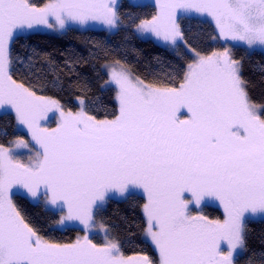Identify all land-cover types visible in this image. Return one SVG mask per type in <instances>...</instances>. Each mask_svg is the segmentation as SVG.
<instances>
[{"label":"snow or ice","instance_id":"snow-or-ice-1","mask_svg":"<svg viewBox=\"0 0 264 264\" xmlns=\"http://www.w3.org/2000/svg\"><path fill=\"white\" fill-rule=\"evenodd\" d=\"M154 7L133 30L174 51L184 46L191 58L169 83H157L106 56L104 87L116 108L98 116L85 96L73 111L17 79L12 44L40 26L119 29L117 0H0V112L14 113L27 137L0 143V264H240L248 251L247 220L264 217V104L252 99L232 46L264 49V0H154ZM195 17L210 21L225 46L190 45L184 21ZM49 113L55 127L43 123ZM137 192L155 260L126 255L98 219L112 194ZM22 198L43 202L58 213L56 225H79L82 234H43ZM210 202L223 219L203 214ZM253 255L264 264V248ZM247 264L256 260L250 255Z\"/></svg>","mask_w":264,"mask_h":264},{"label":"trees","instance_id":"trees-1","mask_svg":"<svg viewBox=\"0 0 264 264\" xmlns=\"http://www.w3.org/2000/svg\"><path fill=\"white\" fill-rule=\"evenodd\" d=\"M41 4L44 0H33ZM128 0H118V10L124 19V26L112 34L103 30L68 29L59 35L32 33L16 36L12 44L15 59V77L33 85L38 94L58 99L65 108L78 110V96H85L89 110L98 116L115 111L114 93L104 87L106 79L103 65L106 56H116L126 61L142 78L149 82L169 83V73L184 65L191 57L182 48L171 52L154 41L140 38L133 30L139 17L155 12L154 5L134 6ZM188 43L197 50L211 51L222 48L214 26L200 18L184 21ZM216 37V38H214ZM33 50L40 56H34ZM234 56L242 61V75L249 82V93L257 104H264V52L233 48ZM66 62H71L66 66ZM19 135H25L17 128L15 117L9 113L0 114V143H7ZM20 207L29 219L41 228L42 233L59 240L75 239L78 229L57 228L58 213L47 209L42 203L27 198L18 199ZM143 196L134 194L124 200L111 199L98 211L112 236L117 237L126 255L144 253L158 259L154 246L147 240L143 228ZM203 214L210 218L223 219L220 206L207 204ZM97 242L102 238L95 236ZM248 251L240 257V264H247L252 256L256 264L259 257L253 254L264 248V219L247 220Z\"/></svg>","mask_w":264,"mask_h":264},{"label":"rangeland","instance_id":"rangeland-1","mask_svg":"<svg viewBox=\"0 0 264 264\" xmlns=\"http://www.w3.org/2000/svg\"><path fill=\"white\" fill-rule=\"evenodd\" d=\"M129 2H131V3H133V4H151V5H154V0H128ZM117 5H118V0H117ZM196 18H200V19H203V20H206V18H203V17H196ZM207 21V20H206ZM210 22V21H209ZM211 23V22H210ZM75 29V30H79V31H84V30H89V29H92V30H103V31H106L108 34H112L113 32H115L116 30H108V29H106V28H104L103 26H101V25H90V26H88V27H80V26H78V25H73V26H71L70 28H67V29H64V30H57V29H48V28H46V27H43V26H40V27H38V28H34V29H31V30H24V31H21V32H19V33H17V36H20V35H25V36H27V35H30V34H32V33H36V32H38V33H44V34H48V35H59V34H62V33H64V32H66L68 29ZM140 38H142V39H145V40H151V41H154L155 43H157L158 45H160V46H162V47H164V48H166V49H168L169 51H171V52H178L179 51V49L180 48H182L185 52H187V50H186V48L184 47V46H181L178 50H176V51H174L173 49H171L170 47H167V46H165V45H163V44H161L160 42H158V41H156L155 40V38H153L152 36H150V35H141V34H139V33H136ZM218 40H219V42L221 43V45L224 47L225 45H224V42L223 41H221L219 38H218ZM236 47H241V48H244V49H246V50H248V51H250V52H252V51H262V52H264V49H261V48H248V47H246V46H244V45H234V46H232V49L233 48H236ZM188 53V52H187ZM3 113H9V114H12L14 117H15V115H14V113H12V112H8V111H3V112H0V114H3ZM57 114L56 113H49V120L48 121H46V122H43V123H46V124H48V126H51V127H55L56 126V119H55V116H56ZM17 128L19 129V130H21L24 134H25V137H26V133H25V131L21 128V127H19L18 125H17ZM27 138V137H26ZM20 152H21V154L23 155V156H25V157H27L28 155H30L31 153H29L28 152V150H26V149H21L20 150ZM135 194H138V195H141L142 196V194L141 193H139V192H137V193H135ZM20 195H22V194H20ZM127 197H121V196H119V195H116V194H112L109 198H108V200L106 201V203L103 205V207L102 208H104L106 205H107V203H108V201L109 200H111V199H115V200H124V199H126ZM36 202V201H35ZM40 203H42L43 204V202H40ZM209 204H214V205H217V206H220L218 203H216V202H210ZM44 205V204H43ZM45 206V205H44ZM46 207V206H45ZM47 208V207H46ZM102 208H100V209H102ZM220 208L222 209V211H223V208L220 206ZM47 209H49V208H47ZM99 209V210H100ZM203 209V208H202ZM50 210H52V209H50ZM98 210V211H99ZM251 218H261V219H264V217H260V216H257V217H249L248 218V220L249 219H251ZM67 227H73V228H76V229H78V233H77V235H81L82 234V232L80 231V226L79 225H68V226H58L57 225V228H59V229H65V228H67ZM96 235H98V236H100L102 239H103V233H101V232H96L95 233V236ZM147 238V237H146ZM147 240L151 243V241L147 238ZM152 244V243H151Z\"/></svg>","mask_w":264,"mask_h":264}]
</instances>
